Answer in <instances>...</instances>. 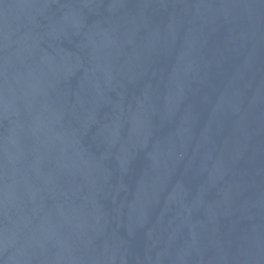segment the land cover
I'll list each match as a JSON object with an SVG mask.
<instances>
[{
    "label": "water",
    "instance_id": "water-1",
    "mask_svg": "<svg viewBox=\"0 0 264 264\" xmlns=\"http://www.w3.org/2000/svg\"><path fill=\"white\" fill-rule=\"evenodd\" d=\"M0 264H264V0H0Z\"/></svg>",
    "mask_w": 264,
    "mask_h": 264
}]
</instances>
